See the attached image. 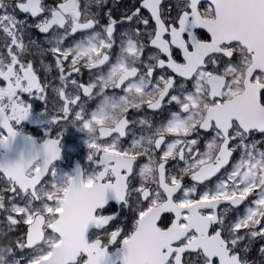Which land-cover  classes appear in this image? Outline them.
I'll list each match as a JSON object with an SVG mask.
<instances>
[{
    "label": "snow or ice",
    "instance_id": "snow-or-ice-1",
    "mask_svg": "<svg viewBox=\"0 0 264 264\" xmlns=\"http://www.w3.org/2000/svg\"><path fill=\"white\" fill-rule=\"evenodd\" d=\"M37 99L0 264H264V0H0V149Z\"/></svg>",
    "mask_w": 264,
    "mask_h": 264
},
{
    "label": "flooded vegetation",
    "instance_id": "flooded-vegetation-1",
    "mask_svg": "<svg viewBox=\"0 0 264 264\" xmlns=\"http://www.w3.org/2000/svg\"><path fill=\"white\" fill-rule=\"evenodd\" d=\"M42 111H43L42 102L38 99L34 100L32 102V114L29 120L22 122L20 125H17L16 127L20 129L22 133L28 135L34 134V136H38L35 135V132H45V129L47 128V124L39 122L42 119L39 115ZM30 128H32V130ZM66 131L67 133H65V135L61 138L63 144L68 143L69 145H73L76 144L77 140L80 142L82 138H88L86 132L80 131L76 126L67 125L64 132ZM76 137H78V139ZM87 151H88L87 145L84 142L82 152L87 153ZM80 163L84 167H87V165H85L82 161H80Z\"/></svg>",
    "mask_w": 264,
    "mask_h": 264
},
{
    "label": "water",
    "instance_id": "water-1",
    "mask_svg": "<svg viewBox=\"0 0 264 264\" xmlns=\"http://www.w3.org/2000/svg\"><path fill=\"white\" fill-rule=\"evenodd\" d=\"M15 143L13 144V146H12V148H15ZM22 150H20V151H15V149L14 150H10V151H8L7 150V152H6V155H2V154H0V164H2V162L5 160V158L7 157V158H12V159H15L16 157H18L21 153ZM5 163H14V161H12V160H10V161H7V162H5ZM87 236V235H86ZM116 258H117V255H114V256H111L110 257V261H115L116 260Z\"/></svg>",
    "mask_w": 264,
    "mask_h": 264
},
{
    "label": "rangeland",
    "instance_id": "rangeland-1",
    "mask_svg": "<svg viewBox=\"0 0 264 264\" xmlns=\"http://www.w3.org/2000/svg\"><path fill=\"white\" fill-rule=\"evenodd\" d=\"M66 173L64 172L63 175H65ZM62 178V177H61Z\"/></svg>",
    "mask_w": 264,
    "mask_h": 264
}]
</instances>
